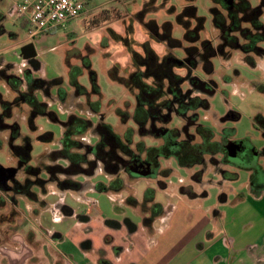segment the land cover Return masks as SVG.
Masks as SVG:
<instances>
[{
	"label": "rangeland",
	"instance_id": "1",
	"mask_svg": "<svg viewBox=\"0 0 264 264\" xmlns=\"http://www.w3.org/2000/svg\"><path fill=\"white\" fill-rule=\"evenodd\" d=\"M249 1L253 6L262 5L261 20L264 24V0ZM190 3L195 4L197 14L203 16L205 20L200 33L201 38H210L212 44L216 45L219 33L211 24L209 7L214 5L212 0H90L87 11L81 16L54 31L31 39L36 53L34 59L38 64V69L32 71L33 75L47 80L62 78L63 87L68 93L63 105L56 97V87L51 91L54 94L52 97H44L39 91L40 99L48 103V108L55 111L60 120H65L69 113H74L87 116L95 122L96 113L88 109V102L98 100L104 121L111 124L117 132L121 134L132 126L135 139L141 138L147 144L160 143V140L155 141L151 137L141 136L132 119L129 118L126 123L120 120L116 108L131 115L136 101L135 91L124 85L119 78L127 76L132 70L131 56L134 51L142 53V44L148 43L160 54L167 50L165 42H158L150 36L145 23L154 20L161 32V23L165 20L171 21L172 35L181 39L183 33L177 16L182 12V8ZM4 28L7 33L0 32V57L15 64L10 70L11 73H21L20 67L23 66L22 69L29 67L30 61L23 60L18 47L11 45L15 34L19 39L26 37V28L9 19L4 23ZM26 42V39L20 41L19 46ZM261 46L264 47V43ZM242 56L239 50H233L229 59L220 56L213 58L214 71L207 78L214 82L215 92L207 97L209 108H199L197 113L200 124L217 131L233 128L236 140H249L260 150L264 148V129L260 127L261 123L257 119L264 117V57H256V65L251 66ZM91 74L94 75L98 93L93 95L89 93L87 98L74 93L75 87L70 83V76H78V81L88 92L92 84ZM0 92L5 99L11 100L14 97L13 91L3 79L0 80ZM77 102H82L85 110L82 111ZM24 109L27 107L15 109L9 121L18 122L22 131L32 136L34 145L31 163L36 164L41 153L49 152L56 147L61 126L44 116H38L34 120L37 129H29ZM171 119L173 122H169V127L173 125L180 127L184 123L175 116ZM45 130L52 131L56 141L39 143L36 137ZM82 138L92 143L96 140V137L89 134ZM6 139H9L8 130H0V140L3 141L0 145V164L5 167L16 166L17 160L10 155ZM160 162L163 167L172 168V173L164 179L168 185L166 189L161 188L155 178L139 177L129 181L125 174V176L121 174L125 188L119 192H96L90 190L92 187L90 183L77 193L60 192L54 184L48 182L44 184V194L41 190L35 189L38 198L45 201L44 207L29 201L23 195L0 189V264H63L62 255L57 250L53 237L58 231H66L72 225V219L67 218L68 224L66 221L59 222L63 221L65 216L62 204L71 206L73 213L82 204L92 202L91 210L99 214L93 223L96 227L106 218L122 222L125 217L141 226L143 217L150 215L147 205L141 203L142 199L146 195H153V202H161L169 208L170 213L165 228L155 233L154 238L157 242L154 246L142 245L144 259L148 258V263L144 261L143 264H150L152 259L156 261L155 264H174L170 261L182 248L180 257H188L189 242L193 234L206 221V217H214L216 211H225L229 217L238 216L239 224L257 216V221L261 224V219L264 218V194L260 198H254L249 194L246 185L249 180L248 171L236 170L239 177L224 182L222 187L228 192V200H232L238 193L245 194L244 199L237 202L238 204L230 205L218 200L220 185L216 181L219 178L211 169L203 176L205 180L215 182L206 187L209 196L200 202H193L178 194L176 190L180 185L190 184L198 189L191 174L199 168L187 169L179 166L174 158L161 159ZM24 174L23 169H20L17 178L23 180ZM94 175L93 178L88 177L86 180L106 181L101 166ZM205 185L206 182H203L200 185L201 189ZM133 194L139 199L142 198V201L137 200L138 204L131 206L125 201ZM115 200L123 201L117 204ZM83 232L82 227H75L65 233L58 248L65 249L75 256L79 249L77 242ZM239 233L242 232L238 231Z\"/></svg>",
	"mask_w": 264,
	"mask_h": 264
},
{
	"label": "trees",
	"instance_id": "2",
	"mask_svg": "<svg viewBox=\"0 0 264 264\" xmlns=\"http://www.w3.org/2000/svg\"><path fill=\"white\" fill-rule=\"evenodd\" d=\"M212 1L214 5L209 7L211 24L219 33L216 45L212 44L210 38H201L204 17L197 14L195 4H186L177 16L182 38L172 35L171 21L161 23V32L154 20L146 22L145 27L150 36L158 42H165L167 50L160 54L148 43L142 44V53L134 51L131 56L132 70L127 76L119 78L135 91L136 101L131 115L116 108L120 120L126 123L129 118L132 119L141 136L160 140L158 144H147L141 138L135 139L132 126L121 134L117 132L104 121L98 100L88 102V109L96 113L97 122L74 113L60 120L56 112L48 108V103L40 99L38 92L44 97H52L54 94L51 91L56 87V97L63 105L68 94L63 87V79L47 80L34 76L32 71L38 69L36 60H28L29 67H20L21 73L18 74L10 72L15 66L13 64L1 67L0 80H5L14 97L5 99L0 92V130H8L9 139L6 140L9 153L17 163L16 166H9L16 169L15 176L4 186L0 185V189L23 195L44 207L46 203L38 198L35 189L44 194V184L48 182L60 192L77 193L89 183L96 192H119L125 188L121 174L133 181L138 176L133 175L131 170H140L146 165L151 170L152 178L158 181L161 188H165L164 179L172 173V168L163 167L160 160L170 158L187 169L198 167L191 174L192 180L198 185L206 182L203 176L209 169L223 179L235 180L238 177L236 170L241 167L226 159V147L231 141L248 148H252V144L249 140H236L233 128L217 131L200 124L197 112L199 108L208 109L210 106L207 97L214 90V82L207 76L214 71V57L229 59L233 50H239L243 60L255 66V58L264 56V47L261 46L264 43V24L261 20L263 9L262 5H251L249 0ZM91 81V89L87 92L86 87L78 81V76H70V83L75 87L73 92L86 98L89 93L93 95L99 91L93 74ZM83 105L77 102L82 111L85 110ZM22 106L27 107L24 110L29 129H37L34 120L38 116H44L61 126L56 147L41 153L36 164L31 163L34 145L32 136L22 131L18 122L9 121L14 110ZM173 116L184 123L180 127H169ZM85 134L96 137L95 142L85 141L82 138ZM36 139L42 144L56 141L54 133L49 130L38 134ZM259 152L264 154V148ZM99 166L106 181L88 182L86 178H93ZM20 169L25 173L23 180L17 178ZM192 188L191 184L181 185L179 191L194 195ZM205 194L203 189L201 195ZM126 203L131 206L138 204L131 196L126 198ZM141 203L147 205L150 212V215L143 217V223L149 225L155 215L161 214V205L153 202V195H146Z\"/></svg>",
	"mask_w": 264,
	"mask_h": 264
},
{
	"label": "crops",
	"instance_id": "3",
	"mask_svg": "<svg viewBox=\"0 0 264 264\" xmlns=\"http://www.w3.org/2000/svg\"><path fill=\"white\" fill-rule=\"evenodd\" d=\"M15 2L16 0H0L1 33H7L4 28V23H7L8 19L27 30L28 23L26 17L17 18L12 14V6ZM89 4L90 0H88L87 6H89ZM13 39L14 42L11 46H16L19 50L20 41L24 39H26L27 42L31 41L27 35L25 38L19 39L18 35L15 34ZM20 55L22 56L21 52ZM22 59L27 61L26 57L22 56ZM7 64L15 65L1 56L0 68ZM257 120L261 123L260 127L264 129V117L261 116V119ZM257 165L261 167H254L257 172H255L254 169L240 168L241 170L249 172V180L246 185L249 194L254 198H260L264 194V171H262L264 168V156L258 158ZM216 176L219 178L216 183L220 185L218 200L221 203L235 205L238 204L237 202L244 199L245 194L238 193L232 200H228V192H225L222 187L224 182L233 180L223 179L219 175ZM203 180L206 181V185L202 189L200 185L195 183L198 189H196V187L192 188L194 195L180 192L179 187L176 191L178 194L185 196L188 200L200 202L209 196L206 187L215 183L214 180L207 181L205 178H203ZM167 186L166 183V187L163 189H166ZM203 189L206 191L205 195H201ZM90 190L95 191L92 187ZM71 196H73V194H71ZM131 197L138 201L144 199H139L134 194ZM124 198L126 197L124 196ZM115 201L117 204H121L123 200ZM91 203L92 202L86 205L82 204L80 208L73 213L71 206H67L66 203H64L66 205H61L63 215L65 216L63 221L59 222H65L67 218L72 219V225L70 227L68 226L69 228H67L66 231L60 232L58 229L54 228L58 232L53 237V241L57 246V250L62 255L63 264H143L144 261L148 263V258L144 259L145 253H143L142 245L148 244L151 247L157 242L154 238L155 233L165 228L167 224L166 220L170 213L169 208L165 207L161 202H157L161 205L162 212L161 214L155 215L152 221L149 222V225H145L142 222L140 226V224H137V222H134L129 217H125L122 222L106 218L103 223L100 222L98 227H96L93 223L94 220L97 219L96 217H99V214L91 210ZM214 215V217L212 216L213 218L209 216L206 217V221L193 234L189 242V256L185 258L180 257V253L183 251L182 248L181 251H178V253L174 255L170 262L174 264H264V218L261 219V224L257 221V216L250 217L247 221H244V223L239 224L240 221L238 222V220L240 218H238V216L234 215L229 217L225 211H216ZM66 223L68 224L67 221ZM75 227H82L84 232L77 242L79 249L74 256L65 249H59L58 246L64 235ZM238 231L242 233L238 234ZM155 263L156 261L154 259L150 260V264Z\"/></svg>",
	"mask_w": 264,
	"mask_h": 264
},
{
	"label": "built area",
	"instance_id": "4",
	"mask_svg": "<svg viewBox=\"0 0 264 264\" xmlns=\"http://www.w3.org/2000/svg\"><path fill=\"white\" fill-rule=\"evenodd\" d=\"M88 0H16L12 14L26 17L29 39L54 31L81 16Z\"/></svg>",
	"mask_w": 264,
	"mask_h": 264
},
{
	"label": "water",
	"instance_id": "5",
	"mask_svg": "<svg viewBox=\"0 0 264 264\" xmlns=\"http://www.w3.org/2000/svg\"><path fill=\"white\" fill-rule=\"evenodd\" d=\"M24 47H26V46H23L20 48V52H21L23 57H25L22 53L24 51ZM30 56L32 58H35V56H36L35 50L31 52ZM214 92H215V90H213L210 93V95H212ZM240 145H242V144L235 142V141L229 142V144L226 147L228 160L231 163H235L237 166H239L241 168H251V167L258 168V165H257L258 156L255 152V148L252 147V153H254L253 158L250 161L249 160L245 161V159H242L241 156L238 155V152L240 150ZM131 172L133 175L138 176V177H147L150 174H152L147 165L143 168L141 167L140 170L132 169ZM15 173H16V169L14 167H5V166L0 164V185L4 186L9 179H11L15 176Z\"/></svg>",
	"mask_w": 264,
	"mask_h": 264
},
{
	"label": "flooded vegetation",
	"instance_id": "6",
	"mask_svg": "<svg viewBox=\"0 0 264 264\" xmlns=\"http://www.w3.org/2000/svg\"><path fill=\"white\" fill-rule=\"evenodd\" d=\"M229 2H230V0H229ZM30 44V45H29ZM23 46H26V47H24V51L22 52L23 53V55L26 57V60L28 61V60H35L34 58H32L30 55H31V52L32 51H34V45H33V43L31 42V41H28V42H26L25 44H23V45H21L20 46V48L21 47H23ZM36 62V61H35ZM259 121V120H258ZM255 152H256V154H257V156H258V158H261L262 156H264V154L263 153H260L259 152V150H256L255 149ZM238 155L239 156H241V158L242 159H245V161H250L252 158H253V156H254V153H252V148H248L247 146H244V145H240V150H239V152H238ZM226 159L228 160V158H227V151H226ZM229 161V160H228ZM230 162V161H229ZM231 163V162H230ZM232 164H234V165H236L235 163H232ZM237 166V165H236ZM239 167V166H238ZM258 168H261V167H259L258 166ZM249 169H254V167H251V168H249ZM254 171L255 172H257V170L256 169H254ZM262 171H264V168L262 169ZM150 172H151V170H150ZM147 177H153L152 176V174H150L149 176H147ZM201 185V184H200Z\"/></svg>",
	"mask_w": 264,
	"mask_h": 264
}]
</instances>
